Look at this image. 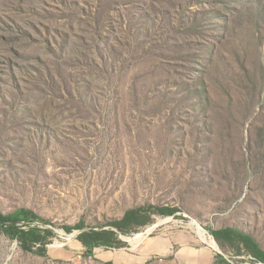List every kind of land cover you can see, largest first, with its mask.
Listing matches in <instances>:
<instances>
[{
	"label": "rangeland",
	"instance_id": "374dc122",
	"mask_svg": "<svg viewBox=\"0 0 264 264\" xmlns=\"http://www.w3.org/2000/svg\"><path fill=\"white\" fill-rule=\"evenodd\" d=\"M21 208L46 255L0 230V264H103L90 230L109 255L210 246L191 222L217 264H264L227 231L264 252V0H0V213Z\"/></svg>",
	"mask_w": 264,
	"mask_h": 264
},
{
	"label": "trees",
	"instance_id": "16d2710c",
	"mask_svg": "<svg viewBox=\"0 0 264 264\" xmlns=\"http://www.w3.org/2000/svg\"><path fill=\"white\" fill-rule=\"evenodd\" d=\"M95 27V23H94ZM98 31L94 30V37L97 39L96 34ZM9 40L13 42H17L14 38H9ZM80 43L78 48L87 49L88 46L84 43L82 39H79ZM94 46V45H92ZM155 210L159 215L162 216H172L177 212L174 208L169 207H161ZM145 209H138L128 211L121 222L123 225H128L130 223H134L136 220L140 219L145 213ZM22 223V225H21ZM47 224L46 221L42 220L40 217L35 215L32 211L28 209H18L12 212L9 215H3L0 213V230L9 238L15 239L20 243V247L25 252H32V248L36 245H40V248L37 252L40 256L46 255V235L53 234L51 231L41 230L40 225ZM26 227V229H23ZM81 225H76L73 228L63 227V230L67 233L72 230L81 229ZM235 235H237L242 241L248 243L250 245L251 251L255 258L264 263V252L261 251L258 245L249 237L243 234H240L233 230H227ZM81 246L85 248L90 257L93 255V250L95 248H107L113 242V238L111 234L105 232H96L90 230L89 233H82L80 237L77 239ZM111 264V263H107ZM217 264V263H216Z\"/></svg>",
	"mask_w": 264,
	"mask_h": 264
},
{
	"label": "crops",
	"instance_id": "0c3cea01",
	"mask_svg": "<svg viewBox=\"0 0 264 264\" xmlns=\"http://www.w3.org/2000/svg\"><path fill=\"white\" fill-rule=\"evenodd\" d=\"M96 249L93 258L103 264H147L149 260L161 261L163 258L171 264H216L213 248L196 247L183 233L147 237L133 253L117 250L109 255L107 252L96 253Z\"/></svg>",
	"mask_w": 264,
	"mask_h": 264
},
{
	"label": "bare ground",
	"instance_id": "6f19581e",
	"mask_svg": "<svg viewBox=\"0 0 264 264\" xmlns=\"http://www.w3.org/2000/svg\"><path fill=\"white\" fill-rule=\"evenodd\" d=\"M166 220H163V221H160L158 224H161V223H165ZM158 224L152 226V228H148L144 233H141L143 234L144 236L145 235H148L151 231H153L157 226H159ZM192 226H195L196 230L198 231V234L200 235L201 239L205 242H209V245L211 247H215L216 248V245L214 243V241L212 239H209L207 238L206 234L204 233V231L201 230V228H199V226L195 223V222H191L190 223ZM142 239V236H136L135 238L133 239H130L129 242L130 243H137L139 240Z\"/></svg>",
	"mask_w": 264,
	"mask_h": 264
}]
</instances>
